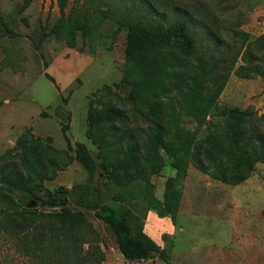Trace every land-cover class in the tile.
Here are the masks:
<instances>
[{"label": "trees", "instance_id": "trees-1", "mask_svg": "<svg viewBox=\"0 0 264 264\" xmlns=\"http://www.w3.org/2000/svg\"><path fill=\"white\" fill-rule=\"evenodd\" d=\"M33 1L23 0V8ZM56 1L61 16L51 34L71 46L78 33L93 41L104 25L128 31L123 81L130 92L88 116L86 135L97 158L86 144L73 145L69 123L62 125L67 150L85 169L87 184L100 171L113 203L90 197L85 184L79 191L84 210H76L68 188L48 189L46 183L72 159L51 139L25 129L0 156V185L13 193L0 191V264H103L106 253L91 211L115 235L127 261L160 257L170 264L167 251L136 229L116 202L144 199L148 210L176 225L190 165L238 186L264 164V114L252 107L233 109L203 139L181 128L182 114L200 121L216 107L232 74L264 80V33L253 39L239 24L231 26L223 0H75L81 4L69 15L71 0ZM164 155L177 176L159 199L152 194V177L166 169Z\"/></svg>", "mask_w": 264, "mask_h": 264}, {"label": "rangeland", "instance_id": "rangeland-1", "mask_svg": "<svg viewBox=\"0 0 264 264\" xmlns=\"http://www.w3.org/2000/svg\"><path fill=\"white\" fill-rule=\"evenodd\" d=\"M221 3L222 12L230 14L231 26L239 24L253 39L264 33V0ZM80 4L71 0L66 14L73 13ZM0 15L5 21L0 22V156L15 146L25 129H31L36 138L51 139L53 146L67 151L72 160L46 187L52 191L68 188L70 206L84 210L79 204V191L87 184V173L75 160V153L67 150L62 125L69 123L68 136L73 145L86 144L97 158L98 149L86 135L88 116L91 110L101 111L108 104L119 103L130 92V85L123 81L128 31L104 25V32L93 41L78 33L75 46H71L51 34L61 16L56 0H34L27 8H23V0H0ZM231 36L225 34L227 39ZM251 107L264 114V80H243L232 74L216 107L204 119L198 121L182 114V133L203 139L229 118L233 109ZM164 159L166 169L152 177V194L159 199L168 180L177 176L166 155ZM101 175L99 171L94 181L87 184L89 196L113 203ZM182 185V213L176 225L170 218H166L169 224L148 220L150 213L159 217L148 210L144 199L116 204L136 229L138 225L146 234L158 237L170 264H211L212 258L224 261L228 254L232 264H245L241 260L243 253H264L259 247L264 246V164L257 165L251 178L238 186L223 184L212 172L202 173L190 165ZM0 191L13 194L1 185ZM259 210L262 218L257 214ZM89 218L102 236L106 253L103 264H168L160 257L146 262L127 261L115 235L94 217V211ZM249 224L253 231L248 242H244L247 237L242 230ZM247 243L256 244L258 249Z\"/></svg>", "mask_w": 264, "mask_h": 264}, {"label": "crops", "instance_id": "crops-1", "mask_svg": "<svg viewBox=\"0 0 264 264\" xmlns=\"http://www.w3.org/2000/svg\"><path fill=\"white\" fill-rule=\"evenodd\" d=\"M260 190L261 189V187L260 188H257V187H255V190ZM262 190V189H261ZM254 199H256V198H254ZM180 212L182 213V203H181V208H180ZM179 212V216L181 215V213ZM257 214L262 218V211L261 210H259L258 212H257ZM152 220V221H155V222H157V223H160V221H161V223H168L169 224V222L167 221L168 219H159V218H157V217H155V215L154 214H152V213H150L149 214V219L148 220ZM225 219V218H224ZM248 226V225H247ZM179 227H180V224H179ZM251 230L253 231V229L252 228H250V224H249V227H245V228H243V230H242V232L244 233V235H246V237H247V239L245 240V237H244V242H246L247 240H249V237H250V235H251ZM146 232V231H145ZM181 232H184V230H183V228H181ZM159 246H161V244H160V242H159V240H158V237L156 238V237H154V236H151V235H149ZM259 236H262L261 234H259ZM248 242V241H247ZM248 245H250V246H252L254 249H258L255 245L256 244H254V243H247ZM259 247L262 249V250H264L263 248H264V246L263 245H259ZM260 250V249H259ZM262 255V256H261ZM264 253L263 252H253L252 250H251V252L249 253V252H246V253H243V255L241 256V260H243V262L245 263V264H264ZM263 257V258H262ZM229 258H231V255L230 254H228L227 255V258H226V256H225V259H224V261H221L220 260V258H218V260H214L213 258H212V260H211V264H232L231 263V261L232 260H230ZM263 261V263H262V261ZM214 261H216V262H214Z\"/></svg>", "mask_w": 264, "mask_h": 264}]
</instances>
